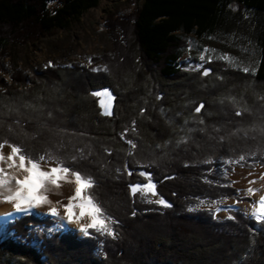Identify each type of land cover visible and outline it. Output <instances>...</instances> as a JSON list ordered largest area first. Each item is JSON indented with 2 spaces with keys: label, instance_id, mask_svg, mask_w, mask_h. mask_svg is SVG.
<instances>
[{
  "label": "trees",
  "instance_id": "16d2710c",
  "mask_svg": "<svg viewBox=\"0 0 264 264\" xmlns=\"http://www.w3.org/2000/svg\"><path fill=\"white\" fill-rule=\"evenodd\" d=\"M101 1L0 0V73H7L11 50L67 30ZM105 26L113 46L111 55L103 58L107 71L92 73L75 64L33 71L28 79L32 89L0 95V142L19 145L33 158L49 153L93 177L96 183L90 191L118 221L114 225L118 238L77 237L73 230L62 233L54 228L48 216L25 215L0 230V264H195L197 253L183 254L176 245L196 246L187 241L192 231L185 230H196V225L208 235L197 245L201 250L214 248L210 236L226 240L219 257L205 256L203 261L264 264V223L234 211L228 216L235 219L217 223L210 210H188L199 199L246 200L237 198L219 160L244 155L250 162L242 161L244 167L264 164V127L249 140L232 136L237 126L252 119L251 101L264 107V0H143L127 15L107 16ZM240 26L252 40L254 74L230 68L220 59L204 63V69L211 70L208 76L202 75L203 69L186 70L189 60L181 57L194 43L219 39ZM65 74L70 77L62 80ZM213 77L221 81L216 80L217 86L208 84ZM195 83L201 85L198 94ZM105 89L115 97L111 116L102 115L100 98L91 94ZM193 92L187 115H179L185 126L174 114L183 113L178 105ZM201 103L204 108L196 113ZM212 103L227 108L225 120L202 116ZM194 130L198 132L192 135ZM190 135L188 145L179 142ZM128 140L136 147L130 149ZM177 144L186 149L183 155H175ZM140 171L151 173L155 191L171 207L130 194L129 184L147 183ZM157 224L156 238L150 231ZM171 231L187 239L183 244L171 239Z\"/></svg>",
  "mask_w": 264,
  "mask_h": 264
},
{
  "label": "rangeland",
  "instance_id": "374dc122",
  "mask_svg": "<svg viewBox=\"0 0 264 264\" xmlns=\"http://www.w3.org/2000/svg\"><path fill=\"white\" fill-rule=\"evenodd\" d=\"M143 0H103L100 2L98 7L95 9H92L88 11L86 14H84L81 18L74 20L70 26L68 27L67 30L65 31H58L54 32L46 37H43L33 43H28L23 46H19L14 48L9 52L10 57L6 60V68H7V73H0V95L4 94H9L11 92H23V91H28L34 87V84L29 81L28 79L31 80L33 71L37 70H42L46 68H70L71 65H79L80 67L86 69L88 72H94L92 69L93 68H104V61L103 58L105 56L111 55L113 52V46H112V40L110 37V32L109 29L106 28L105 23H106V17L107 16H124L129 14L134 8L138 7ZM205 49L211 50L205 52ZM201 54H204L206 57V61L208 57L210 56L212 59H220L221 56H230L232 59L231 61L223 60L226 62L225 64L228 65L230 68H235L240 71L244 67H248L250 69L255 67V62H256V57H255V51L252 45V40L249 36V34L243 29L242 26L237 27L233 29L232 31H229L227 36L220 37L219 39H211L210 41H205V42H196L194 43L193 48H191L189 51L184 53L181 57V59L189 60L188 65L186 67L187 71L194 72L197 70H193L194 66L200 65L203 63V67L200 68L204 70V63L199 60V56ZM197 60V62H192L191 60ZM222 60V59H220ZM49 62H51L52 66H47L49 65ZM102 71V70H101ZM101 71H95V72H101ZM248 73H253V72H248ZM70 77V74H65L62 75V80L63 79H68ZM218 77V76H217ZM216 77V78H217ZM215 77L210 78L208 81L209 86L216 85V79ZM20 79V80H19ZM219 83L221 82L220 80ZM24 82H28L27 84H23ZM67 81H63L65 83ZM213 82V83H212ZM180 84V83H179ZM196 86L195 88V93L198 94L201 92V85H197V83L194 84ZM61 86V85H59ZM217 86V85H216ZM182 88H184L183 85H181ZM215 87V86H214ZM186 89V88H185ZM192 91V89H189ZM186 103L183 105H178V107L183 108L177 110L182 111V114H174V118L177 121H184L180 116H186L188 110V107L190 104H192V99L191 97L194 95L193 93H187L186 94ZM220 102V101H219ZM258 102V101H257ZM255 101H251L253 104H249L252 106V112L250 111L249 118L250 119L245 126H237L238 130H233L236 131L235 133L232 134L233 137L235 138H247L248 136L252 135L253 132H259L260 128L264 127V116H259V115H264V107L258 104ZM262 103V102H261ZM219 105V106H218ZM210 106V107H209ZM221 110H219V108ZM226 107L223 108L221 104L217 103H212L211 105H208L206 113H204L202 116L203 117H208L209 116H215L218 120H225V111ZM103 111V110H102ZM258 113V114H257ZM180 115V116H179ZM201 116V117H202ZM202 117V118H203ZM171 117V121H172ZM192 123V121H190ZM182 124H186V121H184ZM250 124V125H249ZM176 125V124H175ZM240 125V124H239ZM186 126V125H185ZM242 129H241V128ZM244 131L242 133L240 131ZM249 131L248 135H246V131ZM197 130L192 131V135L196 134ZM198 132V131H197ZM241 132V133H240ZM237 133L241 135H237ZM187 139L186 145H188L189 141L192 140L191 136ZM248 141L247 143H255L256 140ZM172 142V141H170ZM190 143L189 145H191ZM235 145V144H233ZM177 144L175 147V155H183V150H186L183 146H180ZM170 147H168L166 150H169ZM132 149V147H130ZM180 150V151H179ZM174 154V153H173ZM249 164L250 162L248 161H243V163ZM243 165V164H242ZM234 168V171L232 170ZM258 168L264 169V164L261 163H255L251 164L249 167H244L241 165H232L230 166V169L227 172V175H225L222 167L221 171L223 172V175L230 181V186L235 188L236 190H240L241 194L237 195V198H246V200H240L238 204L235 205L233 211L238 212L243 214L245 218L249 217L248 215L245 214V209H249L250 204L252 201H255L256 195H261L264 194V180L260 179L261 175L264 174V170H258ZM239 170H246L248 172H251L254 174V181H256L255 184L250 185L249 181H247L246 184H243V186H237L235 182V175L237 171ZM257 172V173H256ZM233 182H235L233 184ZM248 187H254V188H260L262 189L261 192H257L254 196L252 197H244L243 196V191L247 189ZM72 191L74 192V186L72 187ZM157 193V192H156ZM140 194V193H139ZM259 195V196H260ZM146 201L148 199H157V198H162L158 193L156 196H152L151 193L146 194ZM164 199V198H163ZM248 199V200H247ZM165 200V199H164ZM166 201V200H165ZM167 202V201H166ZM235 203L234 199L226 198L224 199V205H233ZM241 207V208H240ZM189 209H192L191 211ZM188 210L190 212H198L202 210H208L209 208H203L199 205V203H195L194 205L190 206ZM37 211V210H36ZM34 212L36 214H31L33 216H48L54 221V228L57 230L61 231L62 233H65L67 230H73L76 234L77 237H80L82 234L78 231L77 228H74L71 226H64L62 221L52 218L51 215H48L45 212ZM212 211V219L215 220L217 223L220 220L226 219L228 217V212L227 211H221L218 214L214 215V209L210 210ZM25 216V215H23ZM20 217V216H19ZM17 217V218H19ZM17 218L13 219L16 220ZM250 218V217H249ZM252 219V218H250ZM11 220V221H13ZM254 220V219H252ZM141 221V220H140ZM255 221V220H254ZM185 225L188 223L183 221ZM7 223H10V221H7L5 223H0V230L5 227ZM142 225L144 224L141 222ZM29 225V223H27ZM160 225V224H159ZM159 225H155L153 228H151L152 231H150V234L154 237H158L155 234V230L160 229ZM194 225H196L194 223ZM194 226L196 230L191 228L190 235L188 236L187 240L190 243L195 244L196 246L188 249L183 248L182 246L176 245V249H180L179 252L186 254L184 252H189V250H193L197 253V258L196 260H193L195 264H210L207 260L203 261L207 256L211 258H217L219 257V251L221 250V245L225 244L226 240H223V237H213L210 236L209 240L210 243L213 244V247H208L206 250L200 249L197 247L199 244L204 241V239H208L207 233H204V230H200V225ZM45 232L48 231V229L44 228ZM134 238H138L135 234H132ZM207 236V237H206ZM168 237H171V239H178L182 242L187 239L185 234H179L176 231H171L168 234ZM196 237V238H195ZM117 240V239H115ZM175 245L177 244L176 241H172ZM186 243V242H185ZM203 243V242H202ZM175 249V250H176ZM183 251V252H182ZM127 252V251H126ZM99 257H101V254H98ZM192 255V254H190ZM202 258V260H201ZM213 264H217L215 261Z\"/></svg>",
  "mask_w": 264,
  "mask_h": 264
},
{
  "label": "snow or ice",
  "instance_id": "6c2138e0",
  "mask_svg": "<svg viewBox=\"0 0 264 264\" xmlns=\"http://www.w3.org/2000/svg\"><path fill=\"white\" fill-rule=\"evenodd\" d=\"M211 51L205 49V52ZM209 56L207 62L211 61ZM220 59L231 61L230 56H221ZM201 62L206 61L204 54L199 56ZM52 66L51 62L49 65ZM203 67V63L194 66L193 70H200ZM95 71H107V68H93ZM243 72H253L255 69L244 67L241 69ZM210 69H204L202 75L208 76ZM95 97H99V106L101 107L102 115H112V104L115 97L112 93L105 89L103 91H93L91 93ZM204 108V104L201 103L195 108L196 113H200ZM143 113V110H142ZM236 115H241L237 111ZM203 123V120L200 121ZM135 121H133V130ZM127 130L121 134L123 139L126 136ZM223 139V138H221ZM187 142V138H183L182 141ZM178 142V143H179ZM132 148L136 145L131 140H128ZM7 147L10 151L5 154L4 149ZM73 160L76 157L72 158ZM246 157L241 155L239 159L234 160L231 158L221 159L219 163L222 169L227 175L229 167L232 165H241L242 161H245ZM205 163L215 164V160H206ZM234 171V168L232 169ZM117 169V172H120ZM124 171L128 172L131 176L132 172L125 165ZM214 169H209V172ZM141 177H144L147 183L129 184L130 194L135 197L137 193L141 194L142 198H147L146 194L151 193L152 196H156V185L152 181L151 173L140 171L138 173ZM251 175V173H249ZM260 179L264 180V174ZM70 183L74 185L73 194L68 197L67 203L57 201L53 203L49 199V193L60 189L63 184ZM95 180L90 175L82 173L79 170H75L65 165L64 161L57 159L49 153L40 155L38 158H33L30 154H27L25 150L16 144H12L7 140L0 142V202L10 203L13 206L14 212L3 214V219L7 222L8 218H14V214L31 215L33 210L39 209L45 205H48V213L52 217L58 218L60 221H67L68 224H74L77 226L78 231L85 237L96 238V234L100 236H108L113 239L118 238V233L114 229V225L118 223L113 217L108 215L105 209L99 204L95 196L91 193V189L95 187ZM235 182H233L234 184ZM256 181L250 180L249 184H255ZM262 189L248 187L243 191L244 197H252L257 192H261ZM241 192L238 189L237 195ZM149 203H155L163 207H171L172 205L166 202L163 198L148 199ZM240 201L236 200L233 205H224V200L209 201L206 199H199L198 203L203 208L214 209V215L221 211H227L231 213L236 204ZM61 209L63 215H61ZM190 211L192 209H189ZM135 214V213H133ZM245 214L254 219L257 223H264V194L259 196L258 200L252 201L249 209H245ZM227 219H235L234 216L229 215ZM102 246V244H101Z\"/></svg>",
  "mask_w": 264,
  "mask_h": 264
},
{
  "label": "bare ground",
  "instance_id": "6f19581e",
  "mask_svg": "<svg viewBox=\"0 0 264 264\" xmlns=\"http://www.w3.org/2000/svg\"><path fill=\"white\" fill-rule=\"evenodd\" d=\"M9 151H10V149L5 147V149H4L5 154H7ZM259 169L261 171L264 170L262 168H258V170ZM249 173H251V172H248L246 170L245 171L244 170L237 171V173H236V175L234 177L236 185L237 186H243V184H246L248 180H251L252 178H254L255 175L252 174V173H251V175H249ZM73 186L74 185L70 184V183L63 184V186L60 189H57V190L49 193V199L51 201H53V203H56L57 201H61L63 203H67L68 197H70L73 194V191H72V187ZM259 195H256L255 200L259 199ZM48 208H49V206L45 205V206H43V207H41L39 209L33 210L32 214H36V213H34L36 210H37L36 212H39V210H40L41 212L48 213ZM9 212H14L12 204L0 202V217H3V214L9 213ZM61 215H63V210L62 209H61ZM19 216L21 217V216H23V214H14V218H8L7 221L12 222L11 220H13V219H15V218H17ZM54 218H56V217H54ZM56 219H58V218H56ZM0 223L3 224V223H5V221L3 219H0ZM62 223H63L64 226H71L72 225V227L77 228V226L74 225V224H68L66 220L62 221Z\"/></svg>",
  "mask_w": 264,
  "mask_h": 264
}]
</instances>
